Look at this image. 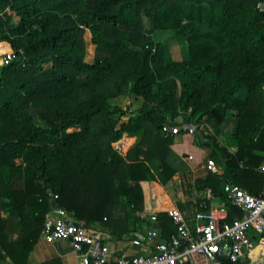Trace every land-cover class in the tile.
Instances as JSON below:
<instances>
[{"label": "trees", "instance_id": "1", "mask_svg": "<svg viewBox=\"0 0 264 264\" xmlns=\"http://www.w3.org/2000/svg\"><path fill=\"white\" fill-rule=\"evenodd\" d=\"M259 1L0 0V55L13 52L0 64V264L30 263L54 206L115 240L136 238L149 223L141 182L176 174L164 124L178 117L209 150L196 199L210 188L240 216L223 184L259 193L263 182ZM166 32L186 43L184 58H171ZM124 133L136 139L122 155L112 143ZM157 224L164 239L176 230L165 211Z\"/></svg>", "mask_w": 264, "mask_h": 264}, {"label": "built area", "instance_id": "2", "mask_svg": "<svg viewBox=\"0 0 264 264\" xmlns=\"http://www.w3.org/2000/svg\"><path fill=\"white\" fill-rule=\"evenodd\" d=\"M256 6L264 11V0ZM12 56L11 50L2 52L0 64L8 63ZM184 125L191 132L194 130V125ZM174 127L164 124V135L177 132ZM112 146L122 154L120 145L113 142ZM189 158H193L192 155ZM258 170L263 177L259 193L250 192L232 181L223 184L226 200L240 216L231 218L226 203L208 188L205 197L198 199L192 209L172 206L162 210L171 218L176 230L168 239L150 242L152 248L145 253L114 255L109 248L112 236L108 231L75 222L72 213L60 206L52 207L47 213L40 237L47 242L67 239L77 255V264H222L224 253L231 261L255 264L252 253L264 250V161ZM196 194L198 196L199 192ZM150 220L157 222L156 212L150 215ZM133 234L136 238L131 241L151 240L155 233L148 236Z\"/></svg>", "mask_w": 264, "mask_h": 264}, {"label": "rangeland", "instance_id": "3", "mask_svg": "<svg viewBox=\"0 0 264 264\" xmlns=\"http://www.w3.org/2000/svg\"><path fill=\"white\" fill-rule=\"evenodd\" d=\"M17 18V16H14V19ZM157 36L158 34H156V37ZM169 36L170 33L166 32L163 33V35L160 37L169 38ZM84 37L87 41H89V31L85 32ZM87 47L88 51H92L93 45L89 43ZM168 49L171 58L175 60H180L186 56V43L182 39L178 40L169 38ZM117 99L121 100V97ZM176 121L179 122V124L175 125L174 127L175 129H177V131L190 129L189 127H186L183 123H181V117H178ZM231 125L232 123L230 122L227 125V129H231ZM129 137L132 138V140L130 141V145L128 147H124V143L120 142V140L116 141L117 143L115 142V145L118 144L121 146L122 154H125L126 150L133 144L136 139V136L134 135ZM189 155H192L193 158L190 159ZM173 156H177L179 158L181 157L182 161L185 163V166H174L176 169V174L168 182L161 183L154 180L141 182L145 194V206H147L148 210V214L146 215L147 220L148 218H150L149 210H151V207L149 206H156L158 195L159 197H161V199H163L164 202L165 200H167L168 197H170V199H175V203L181 209H192L195 206V201L197 197L196 190L193 185V180L195 178L194 176L197 175V172H195L194 169L196 168V166L201 164H204V169L211 168L209 150L205 147L198 145V143L194 139V134L190 130L188 132L182 131L179 133H171L170 152L167 156V160L169 161V163L173 162ZM115 210L116 215L125 214L124 207L122 206L116 207ZM144 224L145 225L142 229L136 228V231H138L143 236H148L150 234L155 233L151 240H148V238H146L144 240L127 242L122 241L118 243L114 240H111L109 242L110 250H115L117 247H120L121 251L117 253L119 256L140 254L148 252L150 242L153 244L155 242L163 240L161 239V237H159V234L157 233L156 229H153L151 227L148 229L147 223L145 222ZM252 257L256 259L255 264H264V250L254 251L252 253ZM30 260L34 261L33 259Z\"/></svg>", "mask_w": 264, "mask_h": 264}, {"label": "crops", "instance_id": "4", "mask_svg": "<svg viewBox=\"0 0 264 264\" xmlns=\"http://www.w3.org/2000/svg\"><path fill=\"white\" fill-rule=\"evenodd\" d=\"M129 136L130 135L127 133L123 134V137L126 139L124 141V147L130 138ZM171 164L173 166H177V165L178 166H185V163L182 161V158L181 157L179 158L177 156H173V162ZM194 171L197 172V175L194 176L196 178V177L205 175L209 171V169H204V164H201V165L196 166ZM156 203H157L156 206H149V207H151L150 208L151 210H149L150 211L149 216L155 212L157 213L158 211H162L163 209H166L168 207L177 206V204L175 203V199H170V197H168L167 200H165V202H164L163 199H161V197H159V195L157 196ZM145 210L147 211V214H148L147 206H145ZM148 220H149V223H147V228L149 229L151 227L153 229H156L157 233L159 234V237H161V239H164L161 236V229L158 226L157 222L152 223L150 218H148ZM139 229H142V228H139ZM148 231H147V233H148ZM134 232L139 233L136 230ZM111 240H114L117 243L122 242V241L123 242L131 241V240H115V239H113V237H111L110 241ZM150 244H149V248H148L149 250L152 248V245H150ZM111 251L114 253V255L119 256L117 253L119 251H121V248L117 247L115 250H111ZM121 256H132V255H121ZM53 258H59L61 260L62 264H77L78 263L77 255L73 251V249H72V247L69 244L67 239H58V240H55L53 242H47L45 239L39 237L38 242L36 243V245L34 246L33 250L30 253L29 262L42 264L44 261H47V260H50ZM30 259H33L34 261H31Z\"/></svg>", "mask_w": 264, "mask_h": 264}, {"label": "water", "instance_id": "5", "mask_svg": "<svg viewBox=\"0 0 264 264\" xmlns=\"http://www.w3.org/2000/svg\"><path fill=\"white\" fill-rule=\"evenodd\" d=\"M224 251L228 252L229 249H225ZM222 257H223V258H226V254L224 253V254L222 255Z\"/></svg>", "mask_w": 264, "mask_h": 264}, {"label": "bare ground", "instance_id": "6", "mask_svg": "<svg viewBox=\"0 0 264 264\" xmlns=\"http://www.w3.org/2000/svg\"><path fill=\"white\" fill-rule=\"evenodd\" d=\"M124 141H125V138L122 137V138L120 139V142L124 143Z\"/></svg>", "mask_w": 264, "mask_h": 264}]
</instances>
